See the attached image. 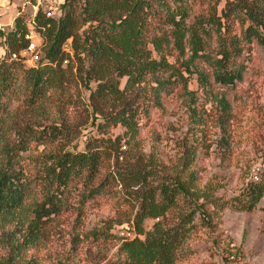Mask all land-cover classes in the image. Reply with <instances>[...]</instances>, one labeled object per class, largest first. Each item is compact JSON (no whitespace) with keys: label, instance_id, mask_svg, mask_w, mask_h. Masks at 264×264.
<instances>
[{"label":"trees","instance_id":"16d2710c","mask_svg":"<svg viewBox=\"0 0 264 264\" xmlns=\"http://www.w3.org/2000/svg\"><path fill=\"white\" fill-rule=\"evenodd\" d=\"M201 5L206 12L193 14ZM31 23L41 58L30 67L10 58L27 45L25 14L0 30L8 47L0 59V231L7 249L0 264H40L19 256L49 243L69 216L83 225L88 205L100 199L120 219L74 235L56 264H102L116 245L120 264H175L196 214L207 224L225 210L257 209L264 170L226 199L216 196L213 180L201 187L197 161L198 136L214 108L219 148L230 147L229 94L244 81L254 48H264V0H64L56 16L40 8ZM174 95L195 131L166 167L137 146L142 121L152 110L165 112ZM73 110L96 128L82 150L74 144L79 130L68 123ZM127 223L141 239H119L116 227Z\"/></svg>","mask_w":264,"mask_h":264},{"label":"rangeland","instance_id":"374dc122","mask_svg":"<svg viewBox=\"0 0 264 264\" xmlns=\"http://www.w3.org/2000/svg\"><path fill=\"white\" fill-rule=\"evenodd\" d=\"M58 9L64 0H55ZM32 0H3L0 2V25L9 27L10 21L18 13L25 14L27 22L35 12ZM206 12L205 6H197L193 14ZM3 44L0 42V55ZM26 66H32L25 63ZM94 89V84H92ZM191 88L196 89L194 82ZM89 92L82 89V98L87 100ZM231 115L225 122L230 147L226 151L219 148L222 132L218 122V109H213L198 139L199 148L197 170L201 187L210 180L215 183L217 197L226 199L237 197L244 187L264 170V48L256 46L248 72L236 91L229 94ZM165 112L152 110L149 121L143 120L140 130V145L143 153L157 162L169 167L182 154L184 139L189 142L194 134L191 119L177 96L165 100ZM68 123L79 130L80 134L74 144L82 150L89 137L95 136L96 128L92 118L78 110L68 112ZM116 134L121 133L117 129ZM196 134V132H195ZM127 148V146H126ZM123 168L134 165L127 160H120ZM137 165V162H136ZM106 200L100 199L88 205L83 225L75 223L76 216H69L59 226L60 232L52 234L49 243L19 256L22 262L36 258L40 264H56L70 249L71 238L93 225H102L109 220H119V211ZM203 214L194 216L191 231L177 249L178 260L175 264H264V199L252 213L223 211L219 217H210L207 224L202 223ZM168 227L167 222H163ZM155 222L147 220L146 230H152ZM118 226L115 225V227ZM114 227V228H115ZM11 233V229L7 230ZM5 235L0 231V259L7 257ZM191 250V252L189 251ZM15 253V251H13ZM122 256L118 254V245L112 247L102 264H120Z\"/></svg>","mask_w":264,"mask_h":264},{"label":"built area","instance_id":"2783aa9c","mask_svg":"<svg viewBox=\"0 0 264 264\" xmlns=\"http://www.w3.org/2000/svg\"><path fill=\"white\" fill-rule=\"evenodd\" d=\"M1 1L3 0H0V2ZM32 1L35 2V5H34L35 12L33 15H35L36 12L40 8L46 13L48 17L56 16L57 12L59 11L57 7L58 3L55 0H32ZM13 24H14V18L12 19V24H10L9 27L12 28ZM27 26H28V31L25 36V39L27 41L26 47L17 53L10 54V58L13 60L20 59L24 63H29L32 66H34L41 58V50H40L41 40L39 36H37L33 30L31 19L27 22ZM5 29L6 28L4 25H0L1 31H5ZM64 48L68 50V44H65ZM2 51L3 52L0 55V59L3 56V54L8 52V47L6 44H3ZM253 180L257 181L258 175H255L253 177ZM116 235L119 237V239L122 242L133 240L136 238H140V239L142 238L141 235L137 234V232L135 231L134 225L132 223H127V224H123L121 226L116 227Z\"/></svg>","mask_w":264,"mask_h":264},{"label":"crops","instance_id":"0c3cea01","mask_svg":"<svg viewBox=\"0 0 264 264\" xmlns=\"http://www.w3.org/2000/svg\"><path fill=\"white\" fill-rule=\"evenodd\" d=\"M12 24V21H10L9 25Z\"/></svg>","mask_w":264,"mask_h":264}]
</instances>
